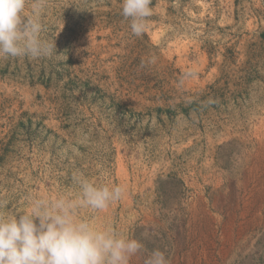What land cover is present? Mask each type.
Returning a JSON list of instances; mask_svg holds the SVG:
<instances>
[{
  "label": "rangeland",
  "instance_id": "rangeland-1",
  "mask_svg": "<svg viewBox=\"0 0 264 264\" xmlns=\"http://www.w3.org/2000/svg\"><path fill=\"white\" fill-rule=\"evenodd\" d=\"M43 3L53 54L0 59V214L82 174L170 264H264V0H152L139 37L123 0Z\"/></svg>",
  "mask_w": 264,
  "mask_h": 264
},
{
  "label": "clouds",
  "instance_id": "clouds-1",
  "mask_svg": "<svg viewBox=\"0 0 264 264\" xmlns=\"http://www.w3.org/2000/svg\"><path fill=\"white\" fill-rule=\"evenodd\" d=\"M152 0H123L122 15L139 37L152 15ZM0 0V59L50 57L55 42L41 37L43 0ZM78 192L55 198L30 196L26 211L0 214V264H131L143 256V264H170L166 251L147 248L143 239L129 237L111 224L98 226L92 217L121 200V185H97L74 174ZM85 210L88 215H82Z\"/></svg>",
  "mask_w": 264,
  "mask_h": 264
}]
</instances>
